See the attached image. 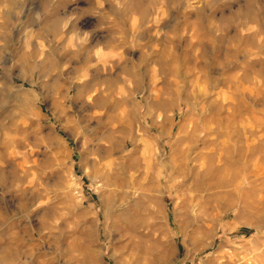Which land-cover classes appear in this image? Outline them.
I'll use <instances>...</instances> for the list:
<instances>
[{
    "label": "clouds",
    "instance_id": "obj_1",
    "mask_svg": "<svg viewBox=\"0 0 264 264\" xmlns=\"http://www.w3.org/2000/svg\"><path fill=\"white\" fill-rule=\"evenodd\" d=\"M0 264H264V0H0Z\"/></svg>",
    "mask_w": 264,
    "mask_h": 264
}]
</instances>
